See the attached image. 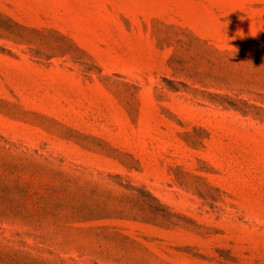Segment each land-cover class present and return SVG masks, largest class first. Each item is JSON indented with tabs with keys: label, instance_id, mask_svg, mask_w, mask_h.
<instances>
[{
	"label": "rangeland",
	"instance_id": "374dc122",
	"mask_svg": "<svg viewBox=\"0 0 264 264\" xmlns=\"http://www.w3.org/2000/svg\"><path fill=\"white\" fill-rule=\"evenodd\" d=\"M0 264H264V0H0Z\"/></svg>",
	"mask_w": 264,
	"mask_h": 264
}]
</instances>
